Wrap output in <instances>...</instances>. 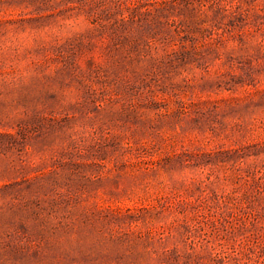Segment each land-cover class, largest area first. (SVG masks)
Here are the masks:
<instances>
[{"label": "rangeland", "instance_id": "rangeland-1", "mask_svg": "<svg viewBox=\"0 0 264 264\" xmlns=\"http://www.w3.org/2000/svg\"><path fill=\"white\" fill-rule=\"evenodd\" d=\"M0 264H264V0H0Z\"/></svg>", "mask_w": 264, "mask_h": 264}]
</instances>
